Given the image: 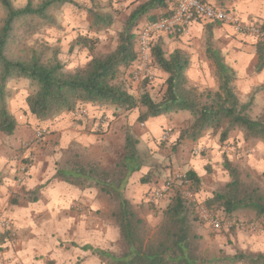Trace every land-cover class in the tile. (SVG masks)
Wrapping results in <instances>:
<instances>
[{"label": "trees", "instance_id": "obj_1", "mask_svg": "<svg viewBox=\"0 0 264 264\" xmlns=\"http://www.w3.org/2000/svg\"><path fill=\"white\" fill-rule=\"evenodd\" d=\"M135 2L137 6L125 22L116 49L94 55L85 67L68 71L57 48L48 55L49 46L39 41L31 42V38L38 27L55 24L52 12L57 7L74 3V0H27L21 7L15 6L13 0H0L4 10L0 27V130L6 135L15 133L18 123L8 108L7 86L12 79L26 78L35 89L27 97L29 111L45 124L58 115L74 111L80 104L93 102L125 111L142 107L145 110L139 115L141 122L153 116L189 111L192 122L187 129L180 130L179 140H197L205 130L222 129L221 138L226 141L235 128L244 133L245 140L264 139V117H252L253 100L242 102L239 99L232 85L233 69L211 47L207 52L216 69V91H199L191 86L185 73L189 56L181 49L167 56L158 41L152 49L153 59L167 74L166 90L160 101H155L147 89L135 96L117 81L119 70L134 67L138 59V31L135 30L138 20L146 15L154 21L168 14L151 13L167 7L168 0H132ZM93 13L97 31L113 26L115 17L112 13ZM256 45V72H261L264 70V39H258ZM72 153L65 164L58 167L55 176L84 188H100L119 226V252L96 251L106 258V264H264V253L261 252L240 250L233 257L217 259H205L200 255L201 235L195 228L199 221L197 202L187 194L190 191L199 193L204 178L194 169L189 170L183 182L174 188L162 211V220L152 232L138 207L124 194L130 176L148 165L150 159V155L139 148V139L132 132L126 133L123 150L110 167L91 157L86 159L78 152ZM223 166L230 180L204 204L212 211H222L229 218L250 209L264 227V188L247 182L240 167L225 154Z\"/></svg>", "mask_w": 264, "mask_h": 264}, {"label": "rangeland", "instance_id": "obj_2", "mask_svg": "<svg viewBox=\"0 0 264 264\" xmlns=\"http://www.w3.org/2000/svg\"><path fill=\"white\" fill-rule=\"evenodd\" d=\"M13 2L15 6L21 7L26 4L27 0H13ZM136 6L137 2L132 3V0H74V3H66L57 7L52 12L55 24L38 27L31 42L39 41L47 44L49 46L48 55H51L57 48L59 58L66 69L74 71L85 67L94 55L116 49L125 22ZM93 11L112 13L115 17L113 26L97 31ZM151 13L162 15L159 10ZM3 17L4 10L0 4V27ZM148 21L151 20L147 16L141 17L135 30L139 31L142 24ZM240 21L244 23L241 19ZM189 28L185 32L174 34L188 33ZM196 34L202 36L200 31ZM175 39L181 40L178 36ZM194 46L198 55L201 51H207L204 38L196 39ZM163 49L168 56L170 51L165 48V44H163ZM213 69L214 73L211 77L215 80L216 87L214 84L212 86L209 84L210 75L206 73L208 70L203 75L189 73V84L197 87L199 91H216L218 79L215 75V68ZM133 70L134 67L130 69L122 67L117 74V81L135 96L141 95L147 89L155 101H160L166 90L167 74L157 67L154 59L149 70L145 71L144 77L134 79ZM257 82L262 84L264 80L259 76ZM7 89L8 108L18 124L12 135H6L0 130V264H106V258L96 251L119 252V226L112 216L107 198L106 210L102 214L100 212L87 213V217L83 218L81 230L77 228L75 231L66 225V222L71 219L65 216L45 218L37 216L18 222L12 211L15 206L22 204L24 199L28 201L29 197H32L27 186L18 182V179L24 168L30 173V167L36 161L34 157L37 154L45 152L44 154L48 156L49 152H55L58 147L55 158L59 167L65 164L73 154L72 151L84 155L86 159L91 157L99 160L103 166L110 167L123 150L125 135L128 131L139 139V148L150 155L147 165L150 166V170L141 178V181H153L155 187H162L169 177L186 176L187 172L192 169L198 171L204 178V185L199 193L194 194L190 191L187 194L197 202L199 221L195 223V228L201 235L200 255L202 257L205 259L233 257L240 250L264 253V227L255 218L254 211L241 210L236 217L229 218L222 211H212L204 204L208 197L230 180L229 173L223 166L224 154L240 167L243 178L247 182L264 188V139L245 140L244 133L235 128L229 133L226 143L221 138L222 129L205 130L202 137L197 140L191 138L179 140L180 130L187 129L192 122L189 111L172 112L165 115L167 119L161 126L159 123L162 122V117L153 116L149 118L148 125L143 126L145 121L141 122L139 117L135 124L131 125L122 116L125 113L123 109L105 104L108 111L94 126L95 133L99 135L94 149L96 150L95 155L89 151V153L83 152V147L78 148L71 145H68V148L61 147L60 143L52 139L36 144L34 140L36 132L45 128L34 121L27 105V97L35 90L34 87L26 78H15L8 83ZM239 94L242 99L246 98L247 101L253 100L254 102L255 91L251 94ZM144 110L140 107L135 111H139L140 115ZM250 112L253 118L264 117V105L253 103ZM54 119L55 117L51 121ZM114 121L117 122L115 123L116 129L110 132L109 126ZM153 128L157 131H150ZM216 137L224 147L227 146V150L223 147L216 157L210 158L208 154L213 149L212 143L206 144L205 140L207 138L212 140ZM181 182H183L181 178H176L168 195L160 200H149L148 193L152 191L150 190L145 200L143 198L140 203L135 204L152 232L156 231L161 222L162 211L167 206L174 188ZM204 209L218 221L217 224L211 223L202 215L201 211ZM68 228L69 232H66ZM44 231H48V234ZM78 231L82 232L76 233ZM19 241L18 251L15 246Z\"/></svg>", "mask_w": 264, "mask_h": 264}, {"label": "crops", "instance_id": "obj_3", "mask_svg": "<svg viewBox=\"0 0 264 264\" xmlns=\"http://www.w3.org/2000/svg\"><path fill=\"white\" fill-rule=\"evenodd\" d=\"M216 6L230 8L232 12L240 18L244 23L248 24H263L264 25V0H209ZM177 0H168V5L165 8L156 9L160 14L169 13L175 6ZM154 11V10H153ZM146 16V15H145ZM148 18V16H147ZM150 22V21H148ZM144 22L142 25L148 23ZM141 25V26H142ZM200 31L202 36L196 34ZM181 38L177 40L175 38ZM206 41L207 49L209 47L217 50L222 56L224 62L233 69L235 78L232 82L239 99L242 102H247L248 99H242L241 94H251L255 91L254 103L264 105V83L257 82V77H262L264 80V70L256 72V65L258 63L257 54V39L249 34L240 33L232 24L227 23H207L202 21H195L189 28L188 33L176 35L174 33H160L155 36L154 42H161L165 44V48L171 54L176 49H181L189 56V66L185 73L188 77L189 73L194 72L203 75L208 70L210 76V86L214 84L215 80L211 77L214 73L215 65L211 59L210 53L201 51L198 55L194 43L200 37ZM203 42V39H202ZM187 43V44H186ZM171 45V49H169ZM201 57V58H200ZM200 61V64H198ZM216 75V69H215ZM217 77V76H216ZM213 87V88H214ZM218 88V86H217ZM216 89V88H214ZM261 103H259L260 101ZM82 108L87 110V114L81 115L78 110ZM105 104L101 103H83L74 111L65 112L60 116H56L53 121L48 124L40 122L34 115V121L41 124L47 131L45 141L54 140L60 143L61 147L68 145L83 147V152L94 153L96 150V142L99 138L94 131V126L101 121V116L108 111ZM136 109L125 111L122 115L126 121L134 125L136 119L139 117ZM138 110V109H137ZM31 113V112H30ZM162 122L167 119L166 116H161ZM148 121L143 123V126L148 125ZM115 123L110 124V132L114 131ZM106 126V125H105ZM17 129V128H16ZM157 131L153 128L150 131ZM35 140V139H34ZM212 143L213 149L209 151L210 158L216 157L218 151L223 148L222 142L216 137L212 140L207 138L205 143ZM226 143V141H225ZM221 145V146H220ZM87 147V148H85ZM55 152H49L48 156L43 153L37 154L34 158L36 161L30 167V173L24 179L22 184L27 186L28 192H31L28 201L18 204L12 211L13 216L21 222L32 217L43 216L49 217H67L71 220L66 222V225L75 231L83 225V218L87 217V213L91 214L100 212L102 214L106 210V198L104 192L98 187L77 186L70 184L58 177H56L58 164L56 163L55 155L58 153V147ZM227 150V146L224 147ZM229 150V149H228ZM61 151V150H59ZM89 151V152H88ZM38 153V152H37ZM211 153V154H210ZM150 166H144L141 170L134 172L128 179L124 194L133 203H140L143 198L147 197V193L155 188L153 181L142 182L141 178L148 174ZM198 172V171H197ZM150 193H148L149 195ZM36 199V200H34ZM108 201V200H107ZM94 211V212H93ZM72 219H76L75 221ZM78 219H81L80 221ZM80 222V223H79ZM25 231V230H24ZM23 231V232H24ZM71 231V230H70ZM42 232V231H41ZM69 232V228L66 229ZM78 231L76 233H80ZM48 234V231H44ZM52 233H55L52 231ZM72 233V232H70ZM20 241L15 248L19 251Z\"/></svg>", "mask_w": 264, "mask_h": 264}, {"label": "built area", "instance_id": "obj_4", "mask_svg": "<svg viewBox=\"0 0 264 264\" xmlns=\"http://www.w3.org/2000/svg\"><path fill=\"white\" fill-rule=\"evenodd\" d=\"M202 21L207 23H227L232 24L237 31L254 36L257 39H264L263 24L242 23L240 19L232 12L230 8L216 6L209 0H177L171 11L154 21L143 25L138 31L137 52L138 59L134 66L133 77L139 79L145 76V71L153 61L154 39L160 33H179L185 32L193 22ZM78 112L81 115L87 114V110L80 108ZM46 129H39L36 132L35 142L41 144L46 137ZM197 152V151H196ZM28 176L24 168L20 174L18 182L22 183ZM185 175L169 177L162 187H155L149 194V200H160L167 196L168 191L173 186L176 178L185 179ZM202 215L217 224L218 221L213 218L206 209L201 211Z\"/></svg>", "mask_w": 264, "mask_h": 264}]
</instances>
